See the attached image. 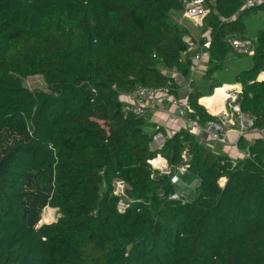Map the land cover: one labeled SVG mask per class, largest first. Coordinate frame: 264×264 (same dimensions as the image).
<instances>
[{"label":"trees","instance_id":"1","mask_svg":"<svg viewBox=\"0 0 264 264\" xmlns=\"http://www.w3.org/2000/svg\"><path fill=\"white\" fill-rule=\"evenodd\" d=\"M244 2L204 0L207 72L186 100L200 124L214 120L198 99L222 86L211 80L233 54L226 39H244V17L264 12ZM176 10L181 0H0V264H264V138L240 136L237 160L187 130L153 148L160 129L123 108L136 85L175 93L167 70L187 75ZM251 54L237 99L262 129L264 27ZM35 75L43 89L23 83ZM157 155L188 165L182 188L152 167Z\"/></svg>","mask_w":264,"mask_h":264},{"label":"crops","instance_id":"2","mask_svg":"<svg viewBox=\"0 0 264 264\" xmlns=\"http://www.w3.org/2000/svg\"><path fill=\"white\" fill-rule=\"evenodd\" d=\"M171 12H172V17L174 18L173 21L184 26L188 30V35L185 36V40L188 46H187V51L184 53V56L189 57L191 63L187 75L184 76L180 72L176 73L175 81H174L175 87L173 89L175 93L166 95V97L163 98L164 99V101L162 102L163 108L162 109L158 108L156 110H149L143 116L150 124L149 126L150 129L153 130L154 128L153 126L158 127L160 129V131L157 134V140L160 141V144H162L166 138L173 136L176 132L186 130V126L183 120L180 119L178 116L176 107L173 106L169 101L170 95L179 97L183 101V99H185V96H187V92H186L188 90L187 82L189 80L202 81L203 76L207 72V66L209 60V54L207 50V46L209 42L208 39L209 30L201 29L199 27L200 25H198L200 22L199 20H198L199 22L197 20L194 21H196L195 22L197 23L196 27H198L200 31L192 30L188 25H186L185 22L187 21L188 18L183 15L182 10H176ZM262 16L263 15H260V17ZM248 19L249 17L246 20ZM256 26H255L256 28L254 29L255 32L257 29L262 28V26L260 25H256ZM246 29H247V25H246ZM255 32L253 35V39L247 38L246 33H244V39H239L237 37H233V39L238 41L248 40L252 43V49H253V40L255 37ZM251 53L252 52H250V54ZM240 54H247V53H241L233 49V54L229 55L227 59L223 62L224 68H228L229 70L230 68L232 69L230 78H221L224 77L225 75L221 76L219 73L220 71H218L214 73L213 79L211 80L212 83L214 84L221 83L222 86L225 85L227 87L226 89L234 88L237 94L240 93L241 84L235 81V77L241 70L249 68L252 63V58L247 60L246 58L238 59L239 57L236 58L234 57ZM195 55H199V59H196ZM258 79H264V73L261 72L258 75ZM206 83L208 82L206 81ZM206 88L207 87H205L204 89ZM204 96L205 95H202L198 99V102L200 104H202L200 102V99ZM202 105L205 106L204 104ZM235 121H236L235 118L230 120L231 124L227 126L226 132L224 133V136L220 141L211 140L209 135L204 132L192 134V135L195 136V138L199 143H201L211 151L216 153L227 154L231 159L237 160L245 156L247 150L238 147L237 141L241 135H239L236 131L237 121L236 122ZM242 136L243 139L245 140L246 146H248L254 139L258 137H262L261 132L257 128H252L246 131ZM161 159L163 161L164 158L161 157ZM165 163L167 162L165 161ZM221 179H220V184H223L225 182V178H221Z\"/></svg>","mask_w":264,"mask_h":264},{"label":"built area","instance_id":"3","mask_svg":"<svg viewBox=\"0 0 264 264\" xmlns=\"http://www.w3.org/2000/svg\"><path fill=\"white\" fill-rule=\"evenodd\" d=\"M262 1L263 0H245L244 6L256 5V4L261 3ZM181 3H182V13L187 18L200 21L201 18L207 12V8L205 6L204 0H181ZM226 40L228 44H230L231 47L238 52H241V53L252 52V43L248 40L238 41V40L233 39V37L231 36H229ZM195 57L196 59H199V55H195ZM176 73H177V70L175 68H171L167 70V74L169 77H171L173 82L175 81ZM188 82H187L188 90L186 91L187 94L190 91V85ZM227 91L228 89L224 90L225 92L224 100L228 99L229 111L231 110V114L225 111L226 113L224 112V114L221 115V118H224V116L226 117L228 115L232 117L235 116L237 120H239V125H240L241 130L239 131L238 134L241 135L244 132L242 131L244 127L245 129L250 126L253 127V119L250 118L248 115H244V114L242 115L240 113L241 110L238 104L236 103L232 105L230 104L234 102L235 99H237L238 94L229 93ZM169 94L171 93L168 91L167 86H145V85L138 84L128 93L124 95L122 94L121 101L123 103V108L125 110H130L137 116H143L149 110H156L158 108L162 109L163 108L162 102L164 101L163 98ZM186 100H187V96H185V99H183V101L179 97H175L171 95L169 98L170 103L176 107L179 118L183 120L186 126V130L191 134H197V133L204 132L209 135L211 140L220 141L222 137L224 136L221 130L222 129L221 119L220 120H210L206 122L205 124H200L199 117L196 114H193V110L188 106ZM205 109L207 110V112L210 113V110L206 105H205ZM257 129L261 132V135L264 138V128L262 129L257 128ZM157 134L158 133H156L153 136V141H154V138L155 139L157 138ZM160 145L161 144H159V146ZM184 153H185V150L182 152V157L185 160ZM152 160H150V163L152 164V167L155 169L156 166H159V165L153 164ZM187 166L188 165L183 164V163L182 164L180 163L174 166L173 165L169 166L167 163H165L164 165H161L162 168L159 167L160 170L158 171L160 173L169 174L171 183L176 185L177 183L181 181L180 176L186 172ZM114 186L116 187V188L114 187L115 188L114 192L120 196L121 195L120 193H122V188L124 186L123 181L116 179L114 181ZM169 197L175 200H181V202L185 201L183 194L178 189H174L170 193ZM127 204H129V201L124 203L122 196H120L118 203H117L118 211H123L125 207L127 206Z\"/></svg>","mask_w":264,"mask_h":264},{"label":"rangeland","instance_id":"4","mask_svg":"<svg viewBox=\"0 0 264 264\" xmlns=\"http://www.w3.org/2000/svg\"><path fill=\"white\" fill-rule=\"evenodd\" d=\"M264 1V0H263ZM262 1V2H263ZM260 15H263L262 17H260ZM173 16H174V14H173ZM249 17V19L248 20H246L247 18ZM248 17H244V22H245V24L247 25V29H246V37L247 38H251V39H253V35H254V29L257 27L256 25H260V26H262V28L264 27V13H261V11H258L257 13H254V14H251V15H249ZM170 19L173 21V17H172V12L170 13ZM196 21H194V19H191V18H188L187 19V21L185 22L186 23V25H188L192 30H196V31H200V29L198 28V27H196V24L197 23H195ZM200 23V22H199ZM256 26V27H255ZM235 58L236 57H239L238 59H242V58H246L247 60L248 59H250V58H252V54H250V52L249 53H247V54H240V55H238V56H234ZM233 57V58H234ZM250 61V60H249ZM231 72H232V69L230 68V70L228 69V68H223L219 73H220V75L222 76V75H225L224 77H221V78H230V76H231ZM190 82H191V80L188 82L189 83V85H190ZM23 83L27 86V87H29L30 89H37V88H39V89H43L44 87H45V85H44V82H43V79H42V77L41 76H30V77H28V78H25V79H23ZM216 88V87H215ZM214 88V89H215ZM214 89H213V91L211 92V94H208L210 91H209V89L208 88H206V89H203V95H205L203 98H205V97H213V99L214 100H217V101H220L221 100V98H220V95L219 96H215L214 95ZM225 90V89H224ZM223 90V91H224ZM235 89L233 88H231V89H228V91L227 92H229V93H233V94H236L237 92H236V90L234 91ZM226 92V91H225ZM239 92V91H238ZM202 102H204L203 100H202ZM234 103H236V104H238V106H239V103H238V101H237V99H235V101L234 102H232V103H230L231 105L232 104H234ZM206 104H209V102H206ZM211 109H212V112L210 111V113L214 116V120H220L221 119V122H222V124H221V126H222V133L224 134L225 132H226V128H227V126H229L230 124H231V122H230V119H233V118H235V120L237 121H235L236 123H237V128H236V131H237V133H239V131L241 130L240 129V125H239V120H237V118L235 117V116H230V115H228V116H224V118H221V115L222 114H224V112L226 111V112H228V113H230L231 114V110L229 111V101H228V99L227 100H223V104H222V107L221 108H219V109H217L216 111H214L215 110V108H214V106H209ZM225 112V113H226ZM242 115L244 114V115H247V114H245L244 112H240ZM230 117V118H229ZM250 117V116H249ZM251 118V117H250ZM253 119V118H252ZM252 128H254V127H252V126H250V127H248V128H246L245 129V127L243 128V130L242 131H244L243 132V134L246 132V131H248V130H250V129H252ZM245 129V130H244ZM243 134H241V136L243 135ZM262 136V135H261ZM263 137V136H262ZM159 144H160V141H158L157 140V138L155 139L154 138V141L151 143V146L153 147V148H156L157 146H159ZM184 151V150H183ZM184 156H185V160H186V150H185V153H184ZM155 158H160V156H156ZM154 158V159H155ZM153 159V160H154ZM152 160V161H153ZM160 160V162H157L156 163V165L158 164L159 166H156V168L155 169H157V171L158 170H160L159 169V167H161V165H164L165 164V161H166V159H165V161H164V159H163V161H162V159L160 158L159 159ZM167 162V161H166ZM182 164V163H181ZM183 164H186V163H183ZM187 165V164H186ZM162 168V167H161ZM177 185H179V188H182L183 187V183H182V181H180L179 183H177ZM182 185V186H181ZM115 186H114V183H113V189H115L114 188ZM125 188H126V185H124L123 186V188H122V193H120L121 195L120 196H122V198H123V200H124V203L125 202H127L128 201V198H130V196H128L127 194H126V192H125ZM45 212H46V214H47V217H48V220H50V221H52V220H54L55 219V217L57 216V211L55 210V209H53V208H46L45 209Z\"/></svg>","mask_w":264,"mask_h":264},{"label":"bare ground","instance_id":"5","mask_svg":"<svg viewBox=\"0 0 264 264\" xmlns=\"http://www.w3.org/2000/svg\"><path fill=\"white\" fill-rule=\"evenodd\" d=\"M227 87L224 85V86H219V87H216L214 89V95L215 96H219L220 95V98L221 100L220 101H217V100H214L213 97H205V98H201L200 99V102L204 105H206L209 110L212 112V109L209 107V106H214L215 110L216 111L217 109L221 108L222 107V104H223V100L225 99V92L223 91L224 89H226ZM202 100L204 102H202ZM206 102H209V104H206ZM161 158V157H160ZM160 158H155L152 162L153 164L156 165L157 162H160ZM164 162V161H163ZM222 180V179H221Z\"/></svg>","mask_w":264,"mask_h":264},{"label":"clouds","instance_id":"6","mask_svg":"<svg viewBox=\"0 0 264 264\" xmlns=\"http://www.w3.org/2000/svg\"><path fill=\"white\" fill-rule=\"evenodd\" d=\"M205 107V106H204ZM211 114V113H210ZM144 116V115H143Z\"/></svg>","mask_w":264,"mask_h":264},{"label":"water","instance_id":"7","mask_svg":"<svg viewBox=\"0 0 264 264\" xmlns=\"http://www.w3.org/2000/svg\"><path fill=\"white\" fill-rule=\"evenodd\" d=\"M42 221V220H41Z\"/></svg>","mask_w":264,"mask_h":264}]
</instances>
